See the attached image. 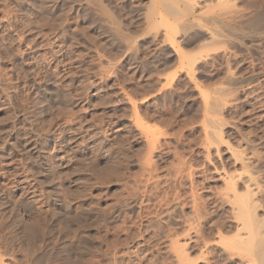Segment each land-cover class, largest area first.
<instances>
[{"label":"rangeland","instance_id":"rangeland-1","mask_svg":"<svg viewBox=\"0 0 264 264\" xmlns=\"http://www.w3.org/2000/svg\"><path fill=\"white\" fill-rule=\"evenodd\" d=\"M161 3L0 0V264H243L216 174L242 168L210 148L200 93L264 181V40L237 34L264 31V0L216 17L222 43L186 28L193 82Z\"/></svg>","mask_w":264,"mask_h":264},{"label":"bare ground","instance_id":"bare-ground-1","mask_svg":"<svg viewBox=\"0 0 264 264\" xmlns=\"http://www.w3.org/2000/svg\"><path fill=\"white\" fill-rule=\"evenodd\" d=\"M150 1L157 3L159 0H150ZM160 2H162L161 4L163 5V7H165L164 11L167 10L165 12L167 18L164 19L162 17V20H164V22L166 23L164 27V40H165L164 42L166 43V45L172 52V55L176 56L175 59H177L179 63H182L181 68L183 67V69L186 71L187 79L193 82L195 71L197 70V66L200 62L202 63L204 59L202 57L200 58L198 57L196 60L194 59L195 56L192 58L187 57L182 52V50L179 48L178 42L184 39L186 28L191 25L193 27H196V29L202 31L204 37L207 39V41L210 44L211 42L215 44L222 43L225 41L227 37L225 33L227 34V32L230 30L228 28L230 25H225L223 27L218 26L216 24L217 22L216 17L220 18L221 16H223V17H228V19L229 18L232 19V18H239L244 13H242V11H240L239 9L237 10V8L234 6L237 3V2L235 3V0H160ZM208 8L209 9L211 8L212 12H209L210 10ZM172 19L175 20L174 23L170 22V20ZM201 19L202 21H204V23L200 22ZM234 20L237 21L236 19ZM231 21H230V24H232ZM238 33H241L239 34L241 38L243 39V40L241 39V41H244V40L250 41L249 43L251 44L249 45V48L257 47L255 42L260 43L261 41L264 40V31L263 32L260 31L259 33L258 32L257 33L237 32V34ZM238 40L234 39V42L240 44L241 47L244 46L243 43ZM202 45L204 46L205 44H202ZM217 49L219 48L217 47ZM229 54H230L229 52L225 53V55L227 56H229ZM182 59L184 60L182 61ZM231 74L229 72L226 73V79L228 81L235 80V78ZM225 91H226V88L217 87L214 90V93L222 94ZM200 96L205 101L204 109L206 112L205 120L207 123L206 134L208 135V137L212 139V141L210 140L211 144H209L211 145L210 148L212 147L214 151L218 153L220 146H224L227 152L231 154V157H234L233 159L235 163H238L242 168L241 172L234 173L231 175L223 171L216 173L220 181H222V183L224 184V187L226 190V193L224 194L225 200H226L228 208L232 212L234 219H235V221L234 220L233 221L235 222L234 225L237 229L236 233L240 237L239 238L237 236V238H239L242 241L240 245L237 244L238 246L241 247L242 251H239L240 248H238L237 253L236 254L234 253V255H237V257L236 256L235 257L237 259L240 258V261H242L243 264H264V224H263L264 221L263 219H258L257 217L259 206H257V203L255 201L256 194H258V192L262 188H264V181L260 180L256 176V172L254 171V168L252 169L251 167V169H249L250 161H252L251 160L252 158H250L248 154L246 153L242 154L241 153L242 151L240 152L241 154H239V152L237 153L235 150H232L230 146H228L225 140L223 141L222 131L227 126V124L221 122L218 119L217 115L218 113L220 114V111L218 112L214 110L216 108L213 109L214 106L213 107L210 106L212 103L211 102L212 99L213 101H215L214 99L215 97L214 96L210 97L209 95L205 93H200ZM218 106L216 105V107ZM220 116L221 114L219 115V117ZM247 145L248 144H245L244 146L248 147ZM239 186L240 188H242L244 192V195L242 196L239 195V193L237 192ZM183 252L184 251L182 250V252L178 253V256H177L178 260L182 261L184 258L186 259L187 256Z\"/></svg>","mask_w":264,"mask_h":264}]
</instances>
